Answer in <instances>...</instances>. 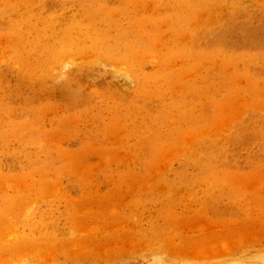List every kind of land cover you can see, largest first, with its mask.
<instances>
[{"label": "rangeland", "instance_id": "obj_1", "mask_svg": "<svg viewBox=\"0 0 264 264\" xmlns=\"http://www.w3.org/2000/svg\"><path fill=\"white\" fill-rule=\"evenodd\" d=\"M0 264H264V0H0Z\"/></svg>", "mask_w": 264, "mask_h": 264}]
</instances>
